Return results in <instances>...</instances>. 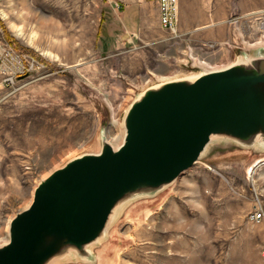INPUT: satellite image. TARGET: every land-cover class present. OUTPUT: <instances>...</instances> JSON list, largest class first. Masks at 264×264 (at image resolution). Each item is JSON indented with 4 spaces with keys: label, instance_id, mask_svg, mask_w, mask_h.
Segmentation results:
<instances>
[{
    "label": "rangeland",
    "instance_id": "rangeland-1",
    "mask_svg": "<svg viewBox=\"0 0 264 264\" xmlns=\"http://www.w3.org/2000/svg\"><path fill=\"white\" fill-rule=\"evenodd\" d=\"M131 6L0 0L1 38L46 66L42 76L16 79L13 88L0 75V244L41 180L100 151L107 134L124 133L132 102L161 78L199 72V61L226 66L263 53L264 46L248 44L264 37V0H178L175 33L127 43L118 16ZM154 6L156 0L144 3L146 27ZM118 205L98 241L50 264H97L98 252L104 264H264V144L212 138L174 181ZM254 211L263 214L258 223L250 221Z\"/></svg>",
    "mask_w": 264,
    "mask_h": 264
},
{
    "label": "water",
    "instance_id": "water-1",
    "mask_svg": "<svg viewBox=\"0 0 264 264\" xmlns=\"http://www.w3.org/2000/svg\"><path fill=\"white\" fill-rule=\"evenodd\" d=\"M246 60L146 89L126 112L119 147L104 141L98 153L41 180L29 206L9 222L0 264H48L68 249L81 254L119 202L171 183L214 137L264 144V49Z\"/></svg>",
    "mask_w": 264,
    "mask_h": 264
},
{
    "label": "built area",
    "instance_id": "built-area-1",
    "mask_svg": "<svg viewBox=\"0 0 264 264\" xmlns=\"http://www.w3.org/2000/svg\"><path fill=\"white\" fill-rule=\"evenodd\" d=\"M158 24L161 29L175 33L178 22V0H156ZM46 66L33 56L16 52L14 48L0 36V75L5 88H13L16 79L39 78ZM250 221L258 223L263 214L258 211L250 213Z\"/></svg>",
    "mask_w": 264,
    "mask_h": 264
},
{
    "label": "bare ground",
    "instance_id": "bare-ground-1",
    "mask_svg": "<svg viewBox=\"0 0 264 264\" xmlns=\"http://www.w3.org/2000/svg\"><path fill=\"white\" fill-rule=\"evenodd\" d=\"M22 7H23V10H27L26 9V6H25V4L22 2ZM27 15H28V13H26ZM19 16V15H18ZM24 16H26L25 14H22L21 15V17H24ZM41 23H44L45 24V22L43 21V22H41ZM17 27V26H16ZM17 30V29H16ZM19 31H21V29H19L17 32H15V34H16V36L18 37V38H23V34H22V32H19ZM36 37V34H35V32H30L29 33V35L27 36V41L28 42H32V39L33 38H35ZM31 40V41H30ZM248 46L250 47V46H253V47H255V46H264V37L262 38V39H260V41H258V42H256V43H254V44H248ZM237 58V57H236ZM248 61L249 60H241V59H236V60H234L233 61V63H229V64H226V66L225 65H220V66H208L206 63H204V62H201V61H199V62H195V63H197V66L200 68V71L198 72H189V73H187V74H176V75H174L173 77H169V78H161L160 79V81H158L159 83L156 85V87H158L159 85H161V84H164V83H166V82H171V81H175V80H186V81H189V82H191V81H193V80H195L196 78H198L199 76H201L203 73H210V72H215V71H219V70H222V69H225V67L226 68H228V67H231V66H234V65H246L247 63H248ZM194 63V62H193ZM127 106V105H126ZM129 106V105H128ZM111 108V107H110ZM112 110V109H111ZM113 121V120H112ZM115 121V120H114ZM118 122V121H117ZM111 123V122H110ZM115 123V122H114ZM116 124V123H115ZM114 124V125H115ZM119 124V123H118ZM113 125V126H114ZM120 126V125H119ZM123 129V128H122ZM114 130H116V129H114ZM110 131H113V130H110ZM123 131V130H122ZM113 133V132H112ZM107 134V143L109 144V145H111L113 148H117V147H119L122 143H123V140H124V133H119V134ZM214 138H216V137H214ZM257 138V137H256ZM259 138V137H258ZM96 143V142H95ZM99 151H97V152H95V153H92V154H96V153H98ZM85 153V152H84ZM77 158V157H76ZM75 159V158H74ZM256 165V164H255ZM58 169V168H57ZM174 181V180H173ZM1 191V190H0ZM119 206V205H118ZM27 208V207H26ZM25 208V209H26ZM25 209H23V210H25ZM114 209H116V207L114 208ZM23 210H21V211H23ZM20 212V211H19ZM106 230V226L104 227V229H103V232ZM102 234H104V233H102ZM101 236L102 235H100L97 239H96V241H98L100 238H101ZM1 244H0V247L1 246H3V245H5L7 242H8V235L7 236H5L3 239H1ZM93 244V243H92ZM90 245V244H89ZM89 245H87V246H85V248H84V251H86V249H87V247H89ZM77 254H79V253H77ZM63 257L65 256V254L64 255H62ZM96 258H97V260H95V261H97V264H104V256H103V254L101 253V252H98L97 254H96V256H95ZM52 261H49V264L51 263ZM54 263V262H53ZM52 263V264H53Z\"/></svg>",
    "mask_w": 264,
    "mask_h": 264
},
{
    "label": "crops",
    "instance_id": "crops-1",
    "mask_svg": "<svg viewBox=\"0 0 264 264\" xmlns=\"http://www.w3.org/2000/svg\"><path fill=\"white\" fill-rule=\"evenodd\" d=\"M123 2H129L132 4L131 8L126 11L120 12L118 21L122 28L130 35L129 39L125 42L133 41V39H139L142 41L155 42L154 40L163 29L160 28L157 22V6L153 9V22L152 25L146 27V17L144 10V3L146 0H121ZM129 26V27H127ZM190 28V26H188ZM194 30V29H193Z\"/></svg>",
    "mask_w": 264,
    "mask_h": 264
},
{
    "label": "trees",
    "instance_id": "trees-1",
    "mask_svg": "<svg viewBox=\"0 0 264 264\" xmlns=\"http://www.w3.org/2000/svg\"><path fill=\"white\" fill-rule=\"evenodd\" d=\"M100 32H101V31H100ZM98 33H99V32H98ZM5 37L7 38V36H5ZM7 39L9 40L10 43H12V45H13L16 49H19V48H17L16 44L12 42V40H10L9 38H7ZM30 53H32V52H30ZM32 54H33V53H32ZM33 55L36 56L40 62H42L41 59L39 58V56H37V55H35V54H33ZM47 66L49 67L48 64H47Z\"/></svg>",
    "mask_w": 264,
    "mask_h": 264
}]
</instances>
